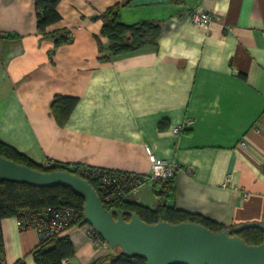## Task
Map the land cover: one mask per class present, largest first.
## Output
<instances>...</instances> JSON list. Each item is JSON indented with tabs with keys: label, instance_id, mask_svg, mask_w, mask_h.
<instances>
[{
	"label": "crops",
	"instance_id": "1",
	"mask_svg": "<svg viewBox=\"0 0 264 264\" xmlns=\"http://www.w3.org/2000/svg\"><path fill=\"white\" fill-rule=\"evenodd\" d=\"M124 1L59 0L62 18L48 31L70 39L52 52L35 0H0V141L39 165L149 174L154 160L176 162L169 205L229 227L264 223V0H129L121 20L160 22L157 44L102 60L108 39L97 16ZM197 7L215 19L193 23ZM56 95L78 98L64 126L51 109ZM159 188L144 184L140 201L155 207ZM1 228L6 263L37 264V230L16 217ZM90 233L85 224L61 235L75 246L63 264L116 254Z\"/></svg>",
	"mask_w": 264,
	"mask_h": 264
},
{
	"label": "trees",
	"instance_id": "2",
	"mask_svg": "<svg viewBox=\"0 0 264 264\" xmlns=\"http://www.w3.org/2000/svg\"><path fill=\"white\" fill-rule=\"evenodd\" d=\"M129 0L117 3L107 8L97 18L102 19L103 25L101 33L108 39L107 46L100 45V52H105L101 56L102 60H112L115 57L136 52L147 45H156L162 31V25L158 21L143 20L134 24H126L121 20L120 9L129 4ZM59 0H35L37 27L43 35L54 39V52L62 43L70 39L67 30L48 31V27L59 20L62 15L58 10ZM78 103V98L74 96L56 95L51 102V109L61 126H64L70 114ZM0 155L12 159L18 163L29 165L41 171L67 170L79 174L86 178L98 191L107 209L113 207L123 211L130 210L136 212L143 220L149 223L168 221L179 223L192 221L201 223L213 231H222L229 226L219 223L200 213L189 212L169 205V200L175 195L174 177L167 181H151L156 189L155 194L158 203L155 207H150L128 197L115 198L111 203L107 202L103 196L99 183V176H94L93 168H97L101 173H117L118 175L128 174L118 170L104 169L85 164L52 163L51 165H39L17 151L12 146L0 141ZM71 165L75 166L72 168ZM88 169L90 175L84 173ZM84 199L73 189L64 186L35 187L25 183L0 182V264L3 262L2 228L1 221L7 217L29 218L31 215L42 217L39 213L46 207L69 206L76 210L78 216L73 222L74 225H85L83 215ZM127 220L130 219L126 215ZM92 230V228H91ZM96 232V231H95ZM97 233V232H96ZM99 234V233H98ZM249 244H259L263 241L261 229L252 227L238 233ZM115 255L99 258L93 264H147L144 257L134 254L128 256L120 248L114 249ZM37 264H63V260L71 257L75 253V246L69 236L54 235L42 239L31 251Z\"/></svg>",
	"mask_w": 264,
	"mask_h": 264
},
{
	"label": "water",
	"instance_id": "3",
	"mask_svg": "<svg viewBox=\"0 0 264 264\" xmlns=\"http://www.w3.org/2000/svg\"><path fill=\"white\" fill-rule=\"evenodd\" d=\"M25 183L35 187L64 186L83 199L86 224L93 227L111 249L128 256L138 254L147 264H264V223L247 222L213 231L184 221L149 223L136 212L107 209L97 189L84 177L67 170L41 171L0 155V182ZM126 215L130 219L125 218ZM256 227L263 241L249 244L238 233Z\"/></svg>",
	"mask_w": 264,
	"mask_h": 264
},
{
	"label": "built area",
	"instance_id": "4",
	"mask_svg": "<svg viewBox=\"0 0 264 264\" xmlns=\"http://www.w3.org/2000/svg\"><path fill=\"white\" fill-rule=\"evenodd\" d=\"M215 19V14L208 12L203 8H195L191 12V21L198 25H208ZM187 123H189L187 121ZM187 124L172 127V131L176 134L182 133ZM52 163H47L51 165ZM72 168L75 166L71 165ZM181 169L180 165L176 162H168L166 160H154L152 163L151 172L149 174H122L117 173H101L97 168H93L94 176H99V183L102 189L105 200L109 203L115 198H124L129 194L135 195L136 200L140 201L137 197L141 187L147 182L167 181L175 176L176 171ZM188 172H192L188 169ZM84 173L90 175L88 169ZM96 176V177H97ZM39 213L42 217L31 215L25 219L16 217L18 226L21 229L34 228L39 234L40 240L52 237L54 235H62L73 227V222L78 214L76 210L69 206L60 207H46ZM91 239L100 247H109L108 243L98 234L95 229L91 227ZM6 263L5 260H3ZM7 264V263H6Z\"/></svg>",
	"mask_w": 264,
	"mask_h": 264
},
{
	"label": "rangeland",
	"instance_id": "5",
	"mask_svg": "<svg viewBox=\"0 0 264 264\" xmlns=\"http://www.w3.org/2000/svg\"><path fill=\"white\" fill-rule=\"evenodd\" d=\"M147 183H148V182H147ZM137 197H138V198H142V197H141V194H138ZM135 199H136V197H135Z\"/></svg>",
	"mask_w": 264,
	"mask_h": 264
}]
</instances>
